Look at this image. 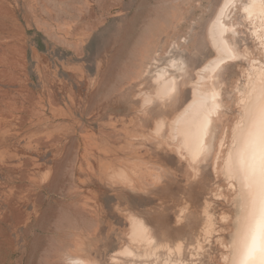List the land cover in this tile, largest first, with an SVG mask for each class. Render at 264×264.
<instances>
[{
    "label": "rangeland",
    "instance_id": "rangeland-1",
    "mask_svg": "<svg viewBox=\"0 0 264 264\" xmlns=\"http://www.w3.org/2000/svg\"><path fill=\"white\" fill-rule=\"evenodd\" d=\"M224 1L0 0V264H226L240 198L223 161L264 63L247 0L226 13L238 56L217 72L210 152L191 164L169 134L215 57L207 29ZM173 59L185 71L156 99ZM133 218L149 243L132 242Z\"/></svg>",
    "mask_w": 264,
    "mask_h": 264
},
{
    "label": "bare ground",
    "instance_id": "bare-ground-1",
    "mask_svg": "<svg viewBox=\"0 0 264 264\" xmlns=\"http://www.w3.org/2000/svg\"><path fill=\"white\" fill-rule=\"evenodd\" d=\"M236 2V0H225L217 9L215 17L207 29V38L215 52V57L207 61L199 70V72L197 73V80L195 83H193L191 88L190 101L175 117L172 124L170 123L171 126H169V134L171 138L170 140L176 142V152H183V154H185V156L187 157L188 162L191 164H195L201 158L206 157L211 149V139L214 130V123L218 118L223 106L221 93L216 85V81L218 78L217 72L221 70V68L226 63L231 60H235L238 56L237 51L234 47V39L237 38V36L235 37V35H237V31L234 28L235 24L233 23V21H231L232 18L229 19L228 15L226 14L227 11L230 12L229 8H232V6L235 8L237 6ZM250 3L251 0H247L244 4L238 6L239 8L237 7V9H239L241 15L244 17V20H248L249 22H252L254 24L252 35L254 36V38L259 40L262 51L264 53V17L260 15V5L257 4L254 8L251 9V11L253 12V17L249 19V15L244 11V8ZM148 60L153 61V58L150 57ZM184 71V63L176 59L170 60L167 68L163 67L161 69H158L155 72L153 78V81L155 83L154 96L156 97V99L158 98L160 100H163L166 97L171 96L175 91V87L177 86L176 78L173 74L175 72L181 74ZM172 72L174 73L172 74ZM262 94H264V63L259 62L256 63V65H252V73L247 77L245 89L243 90V94L239 99L241 116L239 120L235 124H233V127H231V141L223 161V168L225 169V172L227 173L229 178H231L235 182L238 192L237 195L240 198V213L239 217L237 218V228L235 231L233 242L231 244L232 251L226 264H240V261L243 258L242 241L245 235L247 200L245 199L241 182L234 178L231 169L233 164L237 163L238 153L242 150L243 147L240 137L243 135V132L246 128V109L249 106V102L256 106H259ZM213 97L215 98L213 99ZM147 101H150V97H147ZM161 127L162 124L158 127L159 131ZM223 141L224 139L222 140V142ZM219 146L220 148L218 147V156L221 152L222 145L220 144ZM197 153L199 154L197 155ZM182 159L184 158L182 157ZM130 222V236L132 238V242L134 241L136 243H149L151 238L149 237L145 224L141 220L134 218ZM123 253L128 256L132 255L131 251L126 248ZM63 259L64 264H88L80 257H69L66 255V257Z\"/></svg>",
    "mask_w": 264,
    "mask_h": 264
},
{
    "label": "snow or ice",
    "instance_id": "snow-or-ice-1",
    "mask_svg": "<svg viewBox=\"0 0 264 264\" xmlns=\"http://www.w3.org/2000/svg\"><path fill=\"white\" fill-rule=\"evenodd\" d=\"M257 4L264 17V0H251L244 8L249 19L253 17L251 9ZM246 113V128L240 137L243 147L231 169L234 178L241 182L247 200L240 264H264V94L259 106L249 102Z\"/></svg>",
    "mask_w": 264,
    "mask_h": 264
}]
</instances>
